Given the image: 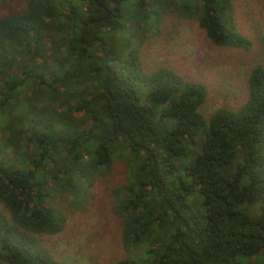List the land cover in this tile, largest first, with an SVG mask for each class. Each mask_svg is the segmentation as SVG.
<instances>
[{"label":"trees","instance_id":"trees-1","mask_svg":"<svg viewBox=\"0 0 264 264\" xmlns=\"http://www.w3.org/2000/svg\"><path fill=\"white\" fill-rule=\"evenodd\" d=\"M17 1L0 14V263L64 264L39 241L65 223L52 188L76 194L75 176L117 160L128 167L113 190L121 243L139 253L114 264L264 253V68L250 70L238 107L207 120L205 84L146 71L109 37L127 27L126 4L141 13L174 0ZM180 2L215 45L248 47L232 0Z\"/></svg>","mask_w":264,"mask_h":264},{"label":"rangeland","instance_id":"rangeland-1","mask_svg":"<svg viewBox=\"0 0 264 264\" xmlns=\"http://www.w3.org/2000/svg\"><path fill=\"white\" fill-rule=\"evenodd\" d=\"M180 3L174 0L169 5L146 7L141 13L128 3L127 27L109 37L124 50L135 49L146 71L168 67L205 84L208 95L200 111L208 120L220 107H238L246 97L250 70L255 65L264 68V0H232L230 16L249 41L247 48L212 43L197 19L184 14ZM21 6L17 0L0 2V14ZM127 172L125 162L117 160L104 171L90 169L87 179L75 176L76 194H61L52 188L55 194L49 201L65 223L59 233L38 237L53 258L64 264H114L139 253V249L123 247L121 218L115 210L118 198L113 190L125 184ZM259 207L260 203L254 204L253 211ZM243 263L264 264V253L244 256Z\"/></svg>","mask_w":264,"mask_h":264}]
</instances>
